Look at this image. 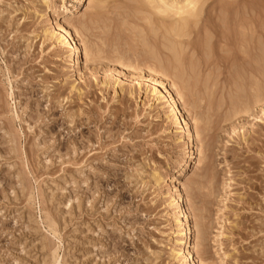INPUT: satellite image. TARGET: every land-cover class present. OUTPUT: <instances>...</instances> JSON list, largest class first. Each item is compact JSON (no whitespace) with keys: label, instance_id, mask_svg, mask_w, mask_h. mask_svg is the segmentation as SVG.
Returning <instances> with one entry per match:
<instances>
[{"label":"rangeland","instance_id":"1","mask_svg":"<svg viewBox=\"0 0 264 264\" xmlns=\"http://www.w3.org/2000/svg\"><path fill=\"white\" fill-rule=\"evenodd\" d=\"M140 2L93 11L85 57L58 30L89 0H0V264H264V0H208L180 58Z\"/></svg>","mask_w":264,"mask_h":264},{"label":"bare ground","instance_id":"2","mask_svg":"<svg viewBox=\"0 0 264 264\" xmlns=\"http://www.w3.org/2000/svg\"><path fill=\"white\" fill-rule=\"evenodd\" d=\"M63 1V0H62ZM208 0H141V7L142 9L144 10H147L148 13H149V18L150 19H157L159 23H162L161 25H164V29L166 28L168 34H169V42H171V38H175V40L177 41V39H183V37H186L187 35L189 36V34H187L189 31V28H191V25L192 24H195L197 23V20L200 16V13L203 12V8L204 6L206 5V2ZM108 2V0H89V3L88 5L86 6V15L84 16L87 17V16H93V14H91L93 11L96 13V11L98 10H101L104 8L105 4ZM133 3V2H132ZM134 4V3H133ZM136 4V3H135ZM111 7V6H110ZM141 7L139 9H141ZM65 8V7H64ZM78 8V7H77ZM66 9V8H65ZM110 9V8H109ZM104 10V9H103ZM107 10V8H106ZM124 10V9H123ZM75 11V10H74ZM77 11V10H76ZM62 13V12H61ZM139 14L141 12H138ZM146 13V12H145ZM143 13V15L145 14ZM67 14V13H66ZM79 12L78 13H71V14H68L67 16H65V20L64 22H62L63 24L61 25L60 27V30L59 33H61V40L59 43H61L62 45H70L72 44V51H74L73 53H76V54H81L82 53V50L84 51V55L82 56H85V57H88L93 53V50H90L87 46V43L86 41L83 40V37L86 35V33L88 34V32H90V29L88 28H91V25L94 24V23H97L98 22V18H91L88 23H80V28H74V31L76 32V34L78 35V37L80 38V40L78 41L79 43L73 41V34H72V30L71 29V26H70V23L72 20L76 21L75 19H77L79 16H78ZM142 14V13H141ZM65 15V14H64ZM142 16V15H141ZM146 17L148 18V16L146 15ZM156 17V18H155ZM87 19V18H86ZM149 19V20H150ZM218 19V18H217ZM80 20V19H79ZM146 20V19H145ZM144 20V21H145ZM148 20V19H147ZM148 20V24L149 22H151V25L152 21H149ZM141 21V20H140ZM146 22V21H145ZM73 24V23H72ZM75 24V23H74ZM105 24V23H104ZM147 24V22H146ZM87 25H89L90 27H88ZM137 25V24H136ZM150 25V26H151ZM156 25V24H154ZM160 25V26H161ZM99 26V25H98ZM106 27V26H105ZM154 27V26H153ZM196 27V26H195ZM152 28V27H151ZM156 28V26L154 27ZM159 28V27H157ZM163 28V27H162ZM125 30V29H124ZM159 30V29H157ZM162 31V30H161ZM160 31V32H161ZM164 31V30H163ZM135 32V31H134ZM138 32V31H137ZM136 32V33H137ZM57 33V32H56ZM164 33V32H163ZM131 34V33H130ZM166 34L165 36L168 37ZM226 34V33H225ZM152 35V34H151ZM53 36H55V34L53 33ZM135 36V35H134ZM149 36V35H148ZM187 36V37H188ZM137 38V37H136ZM177 38V39H176ZM167 39V38H165ZM231 39V38H230ZM229 39V40H230ZM168 40V39H167ZM181 40H179L181 42ZM173 41V39H172ZM178 42V41H177ZM172 42V45L171 47H169V49L171 48V51H173V53L175 54L174 56H176V53L179 55V53L181 52H177L178 51V48L176 47H179L181 46V43L180 42ZM91 43V42H90ZM180 43V45H178ZM183 43V41H182ZM60 44V45H61ZM135 44V43H134ZM171 44V43H170ZM178 46H177V45ZM184 44V43H183ZM182 44V46H183ZM71 46V45H70ZM140 46V45H139ZM144 46V45H143ZM182 46L179 47V49L182 51ZM186 46V45H185ZM188 46V45H187ZM137 48V47H136ZM186 49V47H185ZM183 52V51H182ZM192 53V52H191ZM221 53V52H220ZM75 54V55H76ZM177 55V57H178ZM77 56V55H76ZM81 56V57H82ZM176 57V59H177ZM179 58H180V55H179ZM178 58V61H180V59ZM176 59H174L176 61ZM79 60V59H78ZM77 60V61H78ZM191 61V60H190ZM177 62V61H176ZM200 62V61H199ZM159 64V63H158ZM168 64V63H167ZM178 64V62H177ZM182 64V63H181ZM188 64V63H187ZM190 65H192L190 63ZM179 65H177L178 67ZM161 67V68H160ZM160 71L157 73L154 71L153 75L158 77L157 81L153 83V86H154V91L153 93H158L159 92V89L161 87H164L167 91V94L168 95V98H169V101H170V104L172 105V114L174 115L175 117V124L179 127L180 131L182 132V134L185 133L188 135L189 139L191 142L194 141L195 138H191V127H190V123L187 121V119L183 118V113H182V109L180 107V103L182 101L187 102V98L188 97V100H190V97L191 95H187L183 92H185V89L182 91V89L180 87H183L182 86V79H181V75H179V82L176 83V81H178L177 79H175L176 81H173V84H172V87L171 88H167L165 85L168 84V77L167 76V70L165 71V69L160 65ZM200 67V66H198ZM166 72V73H165ZM177 77V76H176ZM179 84L181 85L179 87ZM185 87V86H184ZM187 90V89H186ZM196 90V89H195ZM204 90H207V89H204ZM206 92V91H205ZM208 92V90H207ZM207 94V93H206ZM160 95V94H159ZM209 95V94H208ZM157 98L159 99L160 97L158 96V94H156ZM207 95H205L206 97ZM167 97V96H166ZM203 101V100H202ZM228 101V100H227ZM235 102V101H234ZM183 103V104H184ZM188 103H191L192 105V108L195 109L194 111H197L196 110V104L195 102H192L191 100L188 101ZM236 104V103H235ZM186 105H189L186 103ZM185 105V106H186ZM235 106V105H234ZM237 106V105H236ZM238 108V107H237ZM185 110V109H184ZM193 111V110H192ZM195 113V112H194ZM197 113V112H196ZM195 113V114H196ZM190 114V113H189ZM198 114L195 115V117L193 118V124L195 126V128L197 129V127L199 126V123H200V119L199 117L197 116ZM200 116V115H199ZM201 117V116H200ZM204 117V116H203ZM209 120V119H208ZM191 128V129H190ZM195 136L196 138L198 139L199 138V134L196 130L195 132ZM180 142H182V137H179L177 139ZM184 141V140H183ZM201 145V144H200ZM187 148V147H185ZM189 148V147H188ZM201 148V147H200ZM192 150V149H191ZM198 153H199V160L197 161L198 162V165L201 166L203 164V152L201 149H198L197 150ZM198 166V167H199ZM153 176L155 177H158V174L157 173H153ZM158 183L159 184H166L167 182L165 180H163V178L161 177H158ZM173 183V182H172ZM172 183L170 185H172ZM168 184V186H170ZM175 191L174 193H171V196H170V207H173V212H174V215L176 217H178V215H184L185 217V212L182 208V203L184 202L183 200V189H182V186L179 184L175 185ZM174 190V189H173ZM188 233V232H187ZM187 233L184 232L183 230L182 231H179V236L180 238L178 239L177 241V245H184V239L185 237L187 236ZM197 234V233H196ZM186 235V236H185ZM200 235V234H199ZM197 237V236H196ZM200 238L199 236L196 238V241L194 243V246H193V249L195 250H198L199 247H200ZM182 247V246H181ZM177 256L181 255L182 254V250L180 249V251L178 253H176ZM184 254V257L188 260H192L191 262H193L195 259H194V254L192 251H187L186 253H183ZM190 262V261H188ZM187 262V263H188ZM190 262V263H191Z\"/></svg>","mask_w":264,"mask_h":264}]
</instances>
